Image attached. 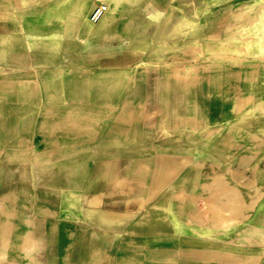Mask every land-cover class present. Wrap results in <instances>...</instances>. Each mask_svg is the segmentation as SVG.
<instances>
[{
    "label": "crops",
    "instance_id": "0c3cea01",
    "mask_svg": "<svg viewBox=\"0 0 264 264\" xmlns=\"http://www.w3.org/2000/svg\"><path fill=\"white\" fill-rule=\"evenodd\" d=\"M97 1L109 9L91 24ZM257 41L264 51L255 0H0L2 264L157 254L155 234L174 221L155 212L175 189L154 183L175 165L177 146L205 153L213 144L208 156L221 166L231 132L247 138L238 160L250 168L264 113ZM198 119L201 136L178 132ZM21 199L30 207L22 214ZM128 233L150 246L130 250Z\"/></svg>",
    "mask_w": 264,
    "mask_h": 264
},
{
    "label": "rangeland",
    "instance_id": "374dc122",
    "mask_svg": "<svg viewBox=\"0 0 264 264\" xmlns=\"http://www.w3.org/2000/svg\"><path fill=\"white\" fill-rule=\"evenodd\" d=\"M255 9L256 23L262 24L264 20V0H255ZM88 13L85 17L86 21H88ZM260 51L261 53H259ZM255 52L264 59V51L259 49L258 41ZM255 60L258 86L259 77L263 78L264 76V69L262 60L259 57H256ZM80 74H82L80 77L83 78V81H87L86 73ZM131 80V78H128V83ZM112 81L119 84L121 80L113 79ZM79 103H82V101L79 100ZM192 113L195 114V112ZM263 116L264 113L256 114L257 127L255 134L257 138H255L254 145L252 147L250 145L251 152L255 153L253 160H250V168H248L247 160H238L242 155L249 154L248 143L242 142L243 140L247 141V138L237 137V135L232 137L231 132H229V135L225 134L223 151L220 153V156L224 159V165L221 166L215 165V145L213 144L206 148L208 151L205 153L200 152L199 149L195 150L193 147L190 150L176 147L175 165L170 166L168 169H161L160 182H157L159 185L154 183L155 186H159L161 189L164 187L175 189L174 192L172 190L169 193L170 195L165 193V195L160 196V199H165L168 204L165 205L163 202L162 204L165 206L160 207L155 212L163 219L174 221L173 229L170 228V232L167 233L169 225H161L152 240L153 246L158 248V253L142 257L139 252H129L128 264H227L228 260H234L236 264L239 262H245L246 264L252 262L254 264L256 256L258 259L255 264H264V205L262 206V203H259L254 209L242 206L240 211H238L239 209L234 210L231 208L233 206V202L230 201L231 195L226 199L222 194V189H218L222 184L226 186L233 185L239 189L242 200L248 203L251 195L254 194L255 188L258 190H261V187L264 188V178H262L264 177ZM86 120L87 117L85 116L75 118L76 122L81 123H88ZM98 121L96 122L97 133L101 129H98L101 122ZM199 122V119L193 120V122L190 121L188 124H191L192 127L187 124L185 127L180 125L178 132L187 130L186 135L201 136L204 132L202 133L203 130H201ZM229 136L231 137L229 138ZM238 139L240 142H237ZM232 140L235 142H231ZM209 154L214 159L209 157ZM237 161L241 163L240 165L245 164L239 167L238 171H241L239 173L235 170ZM47 162L51 161L48 160ZM230 170H233V172L231 173ZM219 174L222 175L220 186L214 187L211 184L212 179ZM233 176H236V179ZM251 178L256 180L257 183L250 180L253 185L248 186ZM181 189H184V193ZM219 191L221 192L218 195ZM24 204L28 205L25 206ZM19 207H21V214L23 209L29 210V201L25 203L21 199ZM223 209H228L227 212L230 214H237V220H233L229 215L222 213L221 210ZM31 210L33 211V209ZM216 217L217 220H215ZM223 219H226L225 222ZM128 234V247L130 250L139 249L140 246H150L148 244L149 240L141 238V235ZM31 258L33 259V257ZM0 259V264H2L5 259L4 257H0ZM32 262L34 264V259ZM117 263H119L118 260Z\"/></svg>",
    "mask_w": 264,
    "mask_h": 264
},
{
    "label": "bare ground",
    "instance_id": "6f19581e",
    "mask_svg": "<svg viewBox=\"0 0 264 264\" xmlns=\"http://www.w3.org/2000/svg\"><path fill=\"white\" fill-rule=\"evenodd\" d=\"M116 8V7H115ZM11 73V72H10ZM13 74V73H12ZM7 75V74H6ZM15 75V73H14ZM12 75V76H14ZM7 77V76H6ZM5 77V79H6ZM12 78V77H11ZM10 79V78H9ZM14 80V79H13ZM17 80V79H16ZM18 81V80H17ZM22 82V81H21ZM259 109H264V103L260 104L259 106ZM118 137V136H117ZM221 179H222V175H217V176H214L213 179H212V182L211 184L214 185V187H216L217 185L220 186V183H221ZM211 189V188H210ZM215 189V188H214ZM219 190L222 189V194L224 196V198H228L230 195L231 199L230 201L233 202V206L231 207L232 209L234 210H237L239 209L238 211H240V209L242 208V206L244 207H248L250 209H254L255 208V205L256 203L258 202V200L261 198L262 194H263V191H260L258 189L255 188L254 190V194L251 195V199L248 203H245L244 200H242V197L241 195L239 194V190L233 186V185H221L220 188H218ZM212 192V191H211ZM221 191L218 192V195L220 194ZM228 192V193H227ZM213 194V193H212ZM211 194V195H212ZM63 196V195H62ZM70 196H66V200L69 201V204H72V200H70L69 198ZM61 201V200H60ZM226 201H229V200H226ZM228 210V209H227ZM227 210H221L222 213L226 214V215H229L231 217V219L233 220H237V214H230L229 212H227ZM239 214V212H238ZM24 215V214H23ZM219 217V216H217ZM217 217L215 220H217ZM228 217V216H227ZM215 218V217H214ZM211 219V218H210ZM227 219V218H226ZM226 219H223L224 222ZM222 220V221H223ZM212 221V219H211ZM28 222V221H27ZM229 222V221H228ZM30 224V223H29ZM32 227V226H31ZM28 229H31V228H28ZM29 231V230H28ZM27 232V231H26ZM27 235V234H26ZM258 259V257L256 256V260ZM1 260V259H0ZM29 260V259H28ZM256 260H255V263H256ZM31 261H32V258H31ZM254 263V264H255ZM227 264H236L234 260H228L227 261ZM237 264H246L245 262H239ZM252 264V262L250 263Z\"/></svg>",
    "mask_w": 264,
    "mask_h": 264
},
{
    "label": "built area",
    "instance_id": "2783aa9c",
    "mask_svg": "<svg viewBox=\"0 0 264 264\" xmlns=\"http://www.w3.org/2000/svg\"><path fill=\"white\" fill-rule=\"evenodd\" d=\"M108 4L105 2L97 1L90 9L88 13V21L95 23L99 21L105 13L108 11Z\"/></svg>",
    "mask_w": 264,
    "mask_h": 264
}]
</instances>
